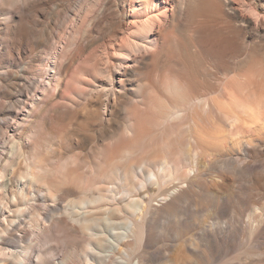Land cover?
Returning a JSON list of instances; mask_svg holds the SVG:
<instances>
[{
  "label": "bare ground",
  "instance_id": "bare-ground-1",
  "mask_svg": "<svg viewBox=\"0 0 264 264\" xmlns=\"http://www.w3.org/2000/svg\"><path fill=\"white\" fill-rule=\"evenodd\" d=\"M84 1L0 2V101L32 117L0 159V264H78L77 254L79 264H145L168 231L178 241L161 248H215L228 222L195 223L200 232L185 236L179 203L198 195L220 215L235 175L251 192L264 182V0H104L82 15ZM50 4L77 39L52 69L54 92L26 108L36 81L20 79L48 59L55 31L39 30L37 14ZM227 126L245 140L238 158ZM263 216L249 219L254 237Z\"/></svg>",
  "mask_w": 264,
  "mask_h": 264
},
{
  "label": "rangeland",
  "instance_id": "rangeland-1",
  "mask_svg": "<svg viewBox=\"0 0 264 264\" xmlns=\"http://www.w3.org/2000/svg\"><path fill=\"white\" fill-rule=\"evenodd\" d=\"M1 1L2 0H0V2ZM75 1L76 0H70L71 3H74ZM103 1L104 0H85L82 3L81 14L83 15L84 10L90 13L94 10H98L102 6ZM49 7V10H47L45 13L37 14L38 18L41 20L38 28L39 30L48 28L50 31H55V37L51 42L48 59L43 61L42 66L34 68L31 73H26L27 79H20L21 83L36 81L35 91L32 92L29 98L25 94L26 92L22 95V97L26 100V108H31L32 103L35 102L39 95H43V99L38 100V104L40 105L44 99L49 97L54 92L51 85L48 84L49 78H51L53 81L56 77V72H52V69L54 66L58 67L60 62L71 56V50L73 49L74 43L77 39V32H75L71 22H68L66 27L60 30L58 24L63 20L62 9L55 7V4H50ZM80 16H77V22H80ZM3 17L4 14L0 9V20H2ZM31 20L34 22L35 18H31ZM40 51V48L37 50L33 49V52L35 53L40 54ZM30 55L31 52L29 51L23 52L22 59L25 61ZM56 56L57 59L55 58ZM19 64L20 66L14 67L15 70L22 69V64ZM4 66L7 68L10 67L8 64H4ZM46 85L48 88L43 94L42 92ZM1 99L2 101H5V98ZM8 100V102H10L11 98ZM1 103L2 102L0 101V123H2L3 128L0 129V159L2 156H4V151L8 148V146H10V137L8 138V136L13 132L16 123L22 119H25V121L28 123L30 121L29 119L32 118L31 114L30 116L28 114L27 117L24 116L26 113L24 107L19 108L18 110L15 109L8 111L7 108H3ZM6 115L13 116L14 118L10 119V121L8 120V122H5L3 117ZM230 128V126H227L225 133L228 138L229 147L231 150H233L232 155L234 158H238L240 154H244L245 140L242 139V137H240L241 139L237 140L236 134L229 133ZM17 131H20V127H18ZM238 141L240 143H237ZM212 162H215V159H212ZM212 173H215V170L209 171L207 177L212 175ZM246 181V176H241L240 174L235 175L236 196L230 202L228 201L226 203L229 204L227 205V207L229 206V209L221 212L220 215H215L209 206L203 208L198 207L196 205V199L198 195H195L190 201L183 200L179 203V205L183 208L180 217H182V219H184L185 223L188 225V227L184 230L185 236H190L193 233L189 231L195 230V232H200L194 227L195 223L228 222V229L226 231L218 232V235L222 237L223 240H221L215 248L208 250L205 247H201V250L192 252L189 250H182V248H179L174 244H171L165 248H161L166 240H174L175 242L178 241L176 234L168 231L164 237H159V242L148 248L149 259L145 262V264H264V231L260 234V237H254L249 233L250 223H248L250 222L249 219L253 220L256 213L262 212V214H264V182L257 191L251 192L248 187V182ZM222 195L227 196V193H223ZM39 203L42 204V200H40ZM41 206V210L46 212L45 206H43V204ZM163 222H166V220L163 219ZM170 225L173 224L170 223ZM23 226L24 225H22V227ZM261 226L264 228V223ZM20 230L21 227L18 228V230L15 231V234L11 235V237L17 240L19 236L23 235L24 233ZM44 244L45 243L43 240H38L36 245H38L37 248H41V246H44ZM79 249L80 247L78 246L77 250L79 251ZM256 252L263 254L258 256L255 255ZM64 253V246H58L56 256L59 258ZM74 261L79 264V261H81L79 254L76 255ZM36 263L34 262L33 264ZM52 264H59V259H55Z\"/></svg>",
  "mask_w": 264,
  "mask_h": 264
}]
</instances>
